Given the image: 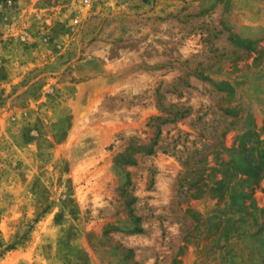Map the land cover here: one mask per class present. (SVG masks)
<instances>
[{
  "label": "rangeland",
  "instance_id": "obj_1",
  "mask_svg": "<svg viewBox=\"0 0 264 264\" xmlns=\"http://www.w3.org/2000/svg\"><path fill=\"white\" fill-rule=\"evenodd\" d=\"M0 264H264V0H0Z\"/></svg>",
  "mask_w": 264,
  "mask_h": 264
},
{
  "label": "trees",
  "instance_id": "obj_2",
  "mask_svg": "<svg viewBox=\"0 0 264 264\" xmlns=\"http://www.w3.org/2000/svg\"><path fill=\"white\" fill-rule=\"evenodd\" d=\"M163 111H164V109H163ZM186 112H187V109H185L184 111H178V112L173 113V117H172V118L168 117V118L161 119V117H155V118H153V119H155V120H161L162 123H163V122L165 123V122H168L169 120H174L176 117H182ZM153 145H154V144H152V145L147 149V151H146L147 154H152V153L154 152V151H153ZM128 159L131 160L130 157H129ZM135 221H136V223H138V222H139V217H135ZM135 230H136V231H141V229H140L138 226L136 227Z\"/></svg>",
  "mask_w": 264,
  "mask_h": 264
}]
</instances>
